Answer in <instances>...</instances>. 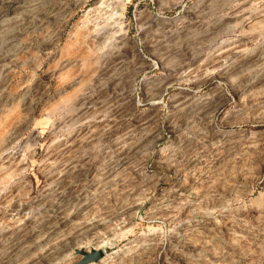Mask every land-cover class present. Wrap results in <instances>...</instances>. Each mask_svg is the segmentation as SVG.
Masks as SVG:
<instances>
[{
    "label": "rangeland",
    "instance_id": "374dc122",
    "mask_svg": "<svg viewBox=\"0 0 264 264\" xmlns=\"http://www.w3.org/2000/svg\"><path fill=\"white\" fill-rule=\"evenodd\" d=\"M92 247L264 264V0H0V264Z\"/></svg>",
    "mask_w": 264,
    "mask_h": 264
},
{
    "label": "water",
    "instance_id": "95a60500",
    "mask_svg": "<svg viewBox=\"0 0 264 264\" xmlns=\"http://www.w3.org/2000/svg\"><path fill=\"white\" fill-rule=\"evenodd\" d=\"M76 254L80 255V259L72 264H90L103 259L106 254L104 248H90L89 250L76 249Z\"/></svg>",
    "mask_w": 264,
    "mask_h": 264
},
{
    "label": "bare ground",
    "instance_id": "6f19581e",
    "mask_svg": "<svg viewBox=\"0 0 264 264\" xmlns=\"http://www.w3.org/2000/svg\"><path fill=\"white\" fill-rule=\"evenodd\" d=\"M97 247V246H96ZM91 264V263H90Z\"/></svg>",
    "mask_w": 264,
    "mask_h": 264
}]
</instances>
